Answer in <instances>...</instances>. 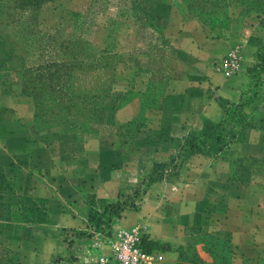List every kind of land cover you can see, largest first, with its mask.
Listing matches in <instances>:
<instances>
[{"label": "rangeland", "instance_id": "obj_1", "mask_svg": "<svg viewBox=\"0 0 264 264\" xmlns=\"http://www.w3.org/2000/svg\"><path fill=\"white\" fill-rule=\"evenodd\" d=\"M200 1L202 5L197 7L201 10L203 24L213 33H221L229 25L224 20L226 0ZM62 5H65L64 0L62 3L52 0L21 10L18 15L10 16L8 22L0 23V261L5 264H84L85 252L92 253L96 243L105 244L115 230L139 223L146 226L147 247L153 248L154 243L168 250L166 264L176 263L174 258H169L178 253L197 255L196 243L202 242L208 249L214 241L195 229L189 231L192 242L184 246L153 240L146 217H135V212L142 206L146 208L150 201L145 196L146 188L157 177L175 176L189 152L179 146L168 153L159 149L155 132L160 119L154 110L160 107L157 98L163 74L156 71L159 74L149 85L146 78L150 71L133 68L134 56L128 51L115 52L117 43L121 50L128 49L124 46L128 40L121 38L122 30L116 29L113 22H107L111 31L106 44L109 25L101 27L102 0H95L81 14L70 12ZM245 6L252 12L259 9L252 0ZM115 33L118 38H114ZM160 56L154 55V67H159ZM138 60L141 62L142 58ZM255 65L247 70L249 78L241 96L232 101L216 98L220 116L212 122L225 123L226 132L221 134L219 129L217 132L214 129L211 135L213 138L222 135L221 143H226L228 132L239 128L235 127L237 124L264 129V59L258 68ZM166 72L180 78V73ZM209 91L205 93L208 95ZM136 92L146 96L144 108H151L154 113L144 112L143 116L117 125L114 114ZM174 121L170 120L171 126L178 130ZM192 124L193 119L185 121V125ZM208 133L198 138L194 133L192 138L206 142ZM187 137L195 142L189 133L183 141ZM7 143H12L16 150L19 143H25L27 152L22 164L32 173L36 172L34 152L38 147L43 161H52L55 166L63 164L67 157L75 161L82 152L90 165L95 166L103 147V160L110 165L114 160L113 151L118 150V157L130 162L126 164L127 169L122 170L127 184L135 178V164L131 161L139 147L147 154V159L154 160L153 176L140 178L131 193L125 189L110 200L95 194L91 184L66 185L53 175L47 178L43 175L41 180L46 178L42 181L46 187H40L38 192L42 191L48 198L34 203L35 183L22 185L21 171L14 161L16 157L14 160L7 157ZM256 165L259 166L256 170L252 167L255 178L264 187V158ZM120 170L117 164L110 173L118 174ZM50 192L57 194L56 206L45 201L54 198ZM73 192L81 198L77 200ZM81 204H84L82 209ZM71 205L76 206L74 211L70 210ZM56 208L61 209L62 216L53 214L52 209ZM60 217L67 223L70 218L76 219V224L71 228L49 227ZM40 243L52 255L50 262L40 263L34 258L38 256ZM213 249L223 255L226 253L222 243Z\"/></svg>", "mask_w": 264, "mask_h": 264}, {"label": "crops", "instance_id": "obj_2", "mask_svg": "<svg viewBox=\"0 0 264 264\" xmlns=\"http://www.w3.org/2000/svg\"><path fill=\"white\" fill-rule=\"evenodd\" d=\"M55 1L62 3V0ZM94 1L64 0L65 5L62 6L81 14ZM247 1L226 0L224 20L229 25L221 33H213L200 18L201 10L197 7L202 5L200 0H102L104 19L101 27L106 28L107 22H113L116 29L120 27L122 30L121 38L128 40L124 45L128 49L121 50L117 43L115 52L128 51L133 55V68L150 71L146 78L148 83L158 76L156 71L163 74L161 93L157 98L160 107L154 110L160 119L155 133L159 138V149L163 152L182 147L183 137L190 132L201 131L206 121L220 116L216 98L232 101L246 89L247 70L257 63V55L264 48V0H252L259 7L255 12L245 6ZM109 28L110 25L106 29V44L110 38ZM114 38H118V34L115 33ZM233 50L239 51L242 68L238 75L225 77L217 66ZM154 55H161L159 67L153 66ZM166 71L180 73L177 74L180 78L169 76ZM145 97L143 93L133 94L128 103L114 114L116 124L132 121L143 116L144 112L154 113L151 108H144ZM171 119L179 126L178 130L171 126ZM190 119H193V124L185 125V121ZM226 136L225 144L210 140L205 154L184 158L175 176L168 174L150 184L144 191L150 201L146 208L142 206V210L139 208L135 212V217H146L153 240L184 246L192 242L189 231L200 229L223 241L227 246L224 255L210 246L208 250L202 242L195 244L197 257L203 264H264V187L254 174V169L259 166L252 165L254 160L264 158V132L242 127ZM5 150L7 157L17 159L14 161L21 171L22 185L35 183L34 203L48 198L38 191L40 187H46L42 181H46L49 175L66 185L91 184L95 194L113 200L125 189L131 193L140 178L149 177L154 165L153 158L147 159V154L138 147L137 155L131 161L135 164V178L127 184L122 170L130 162H123L118 157V150L113 151L114 160L110 165L103 160V147L95 166L90 165L84 152L75 161L67 157L63 164L55 166L52 161H43L38 147L34 152L37 163L34 173L28 172L22 164V157L27 152L25 143H19L17 150L12 143H7ZM117 164L121 168L120 173L111 174L112 167ZM43 175L46 178L41 180ZM66 193L70 194L67 190ZM71 194H75L73 197L77 200L81 198L78 193ZM50 196L54 198L45 201L56 206L57 194L50 192ZM71 206L70 210L74 211L76 206ZM83 207L84 204L79 206ZM49 210H53L56 216H62L61 209ZM75 222L76 219L70 218L67 223L60 217L49 227L71 228ZM43 246L40 243L38 256L34 258L40 263L50 262L52 255ZM173 258L177 263L178 255L169 259Z\"/></svg>", "mask_w": 264, "mask_h": 264}, {"label": "built area", "instance_id": "obj_3", "mask_svg": "<svg viewBox=\"0 0 264 264\" xmlns=\"http://www.w3.org/2000/svg\"><path fill=\"white\" fill-rule=\"evenodd\" d=\"M225 77L238 75L242 68V57L238 50L230 52L218 65ZM146 226L136 224L115 230L105 244L98 242L92 253L85 252L84 264H165V252L146 248Z\"/></svg>", "mask_w": 264, "mask_h": 264}, {"label": "trees", "instance_id": "obj_4", "mask_svg": "<svg viewBox=\"0 0 264 264\" xmlns=\"http://www.w3.org/2000/svg\"><path fill=\"white\" fill-rule=\"evenodd\" d=\"M50 1H52V0H0V23L8 22L10 19V16H12L14 14L18 15L21 10L24 11V10L29 9L30 7H34L36 5H43V4L50 2ZM263 51H264V48L257 55V64L255 65V67H257V68L263 62V59H264V56H262ZM224 125H225V123H223L222 121L218 122V123H214L212 121H207L204 124L203 129L201 131L190 132L189 135L191 134V138H192V134H194V133H195V135H197V138H198V136L203 135L206 132H209V133H208V137L206 138V140H207L206 142L205 141L201 142L199 140H196V138H192L195 140V142H194V141H191L190 139L188 140L189 137L186 138V140L184 141V144L182 146V149L185 148V149H187V151H189L187 157H189L190 155H193V154H205L206 144L208 141H210L212 139L215 142L221 143L220 141L223 140L222 135H219L216 138H213L211 133H213L214 129H215L214 131H216V129H219L220 133L224 134L226 132V130H225L226 128L224 127ZM212 127H213V129H212ZM235 127H239V128L248 127V128H254V129H259L261 131H264V129L262 127H257L255 125H250V124L249 125L237 124ZM262 160H263V158L259 159V160H254L252 162V165L257 164V162L262 161ZM152 176H153V173H151L148 178H150ZM160 180H162V177H157V179H155L153 182H157ZM195 230L204 233L200 229H195ZM205 235H207V234H205ZM207 236H209L211 238V240L214 241V243L210 246L212 249L219 246L220 243H222L225 246V248L227 247L226 244L223 241H220L218 238L213 237L211 235H207ZM153 246H154L153 248L147 247V243H146V248L148 250L158 249V250L163 251L165 253H167V251H168L166 249L158 248L157 245H155L154 243H153ZM226 250H227V248H226ZM217 256H219V255H217ZM219 257H221V256H219ZM0 264H5V262L0 261ZM176 264H203V263L197 257V255L194 253L191 255L178 253V262Z\"/></svg>", "mask_w": 264, "mask_h": 264}]
</instances>
